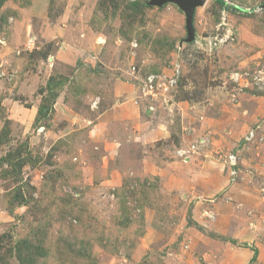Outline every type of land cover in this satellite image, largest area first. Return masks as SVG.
<instances>
[{
    "label": "rangeland",
    "instance_id": "rangeland-1",
    "mask_svg": "<svg viewBox=\"0 0 264 264\" xmlns=\"http://www.w3.org/2000/svg\"><path fill=\"white\" fill-rule=\"evenodd\" d=\"M218 1L194 11L197 41L224 39L204 51L174 3L0 0V264L23 239L34 264L264 256V0ZM176 65L149 111L142 80Z\"/></svg>",
    "mask_w": 264,
    "mask_h": 264
},
{
    "label": "built area",
    "instance_id": "built-area-1",
    "mask_svg": "<svg viewBox=\"0 0 264 264\" xmlns=\"http://www.w3.org/2000/svg\"><path fill=\"white\" fill-rule=\"evenodd\" d=\"M222 20L225 18L224 11L222 12ZM223 23H219V27ZM223 38L217 39V37H208L204 38L202 40V43H200V40L197 41L195 38L192 42H195L196 45L200 47H205L202 50L211 51L214 49V47H217L221 42H223ZM203 45V46H202ZM175 74L171 77H164L162 74L157 73H151L148 74L144 79L142 80V83L140 85V91L142 93L141 99L142 101H146L145 105L149 111L156 112L155 109V101L158 99H161V101L167 105H170L171 102L169 100L170 93L175 92L176 86H177V79L179 78V65H176V68H174ZM258 129V126L255 127V129H251L246 133L244 136L245 142H249L254 139L255 137V131ZM206 141H197L196 143H192V145L189 148V152H195L196 150L201 149L204 147ZM192 150V151H191ZM188 150L183 151V149L178 150L177 154L181 156H184ZM186 157V156H185ZM238 152L235 153L231 151L223 158L224 168L227 169V174L230 179H234L237 176L238 171Z\"/></svg>",
    "mask_w": 264,
    "mask_h": 264
},
{
    "label": "trees",
    "instance_id": "trees-1",
    "mask_svg": "<svg viewBox=\"0 0 264 264\" xmlns=\"http://www.w3.org/2000/svg\"><path fill=\"white\" fill-rule=\"evenodd\" d=\"M218 2H220L221 4L223 3V2H221V0H219ZM59 84H60V82L58 81L57 85H59ZM51 86L53 87V85H49L50 88H51ZM54 98H55V94L52 96V99H54ZM188 225L194 226L199 231L206 234V231L203 230L202 228H200L198 225H196L190 218L188 221ZM207 236H209L213 239H218V240H223V241L226 240V238L224 236L218 235V234L213 233V232H209L207 234ZM15 245L16 246L14 247V251L17 255L16 257L19 260L20 264H34L35 263L36 255L39 254V251H38L39 248L37 249V247H35L30 242H28L26 239L18 241ZM9 253H11V249H10ZM3 260H4L3 258H0V263ZM251 260L255 261V257H253Z\"/></svg>",
    "mask_w": 264,
    "mask_h": 264
},
{
    "label": "water",
    "instance_id": "water-1",
    "mask_svg": "<svg viewBox=\"0 0 264 264\" xmlns=\"http://www.w3.org/2000/svg\"><path fill=\"white\" fill-rule=\"evenodd\" d=\"M206 0H150V5L161 6L165 3H174L184 13L186 38L184 42L191 43L194 39V29L192 27L194 11L198 6L205 3Z\"/></svg>",
    "mask_w": 264,
    "mask_h": 264
},
{
    "label": "crops",
    "instance_id": "crops-1",
    "mask_svg": "<svg viewBox=\"0 0 264 264\" xmlns=\"http://www.w3.org/2000/svg\"><path fill=\"white\" fill-rule=\"evenodd\" d=\"M259 252L260 250L257 247L252 249V251L250 249H244L242 256L236 261L241 262V264H264V256ZM253 257H255V261L251 260Z\"/></svg>",
    "mask_w": 264,
    "mask_h": 264
}]
</instances>
